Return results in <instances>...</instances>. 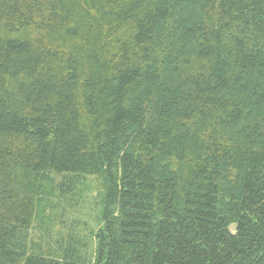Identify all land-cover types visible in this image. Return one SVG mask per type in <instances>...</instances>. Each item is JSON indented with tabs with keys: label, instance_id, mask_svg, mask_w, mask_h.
Returning a JSON list of instances; mask_svg holds the SVG:
<instances>
[{
	"label": "trees",
	"instance_id": "16d2710c",
	"mask_svg": "<svg viewBox=\"0 0 264 264\" xmlns=\"http://www.w3.org/2000/svg\"><path fill=\"white\" fill-rule=\"evenodd\" d=\"M0 264H264V0H0Z\"/></svg>",
	"mask_w": 264,
	"mask_h": 264
},
{
	"label": "rangeland",
	"instance_id": "374dc122",
	"mask_svg": "<svg viewBox=\"0 0 264 264\" xmlns=\"http://www.w3.org/2000/svg\"><path fill=\"white\" fill-rule=\"evenodd\" d=\"M61 178L57 177L59 183ZM77 194H67L53 190L47 207L43 211V218L38 219L32 230L31 238L36 243L67 237L71 228H74L76 237L87 241L89 246L82 251L86 260H94L96 241L94 234L103 225L104 213V183L103 179L95 176L83 178V186H79ZM50 243L53 244V240ZM85 239V240H84Z\"/></svg>",
	"mask_w": 264,
	"mask_h": 264
}]
</instances>
